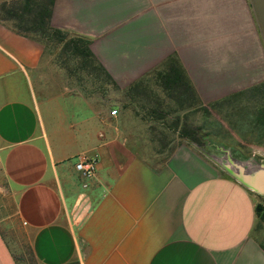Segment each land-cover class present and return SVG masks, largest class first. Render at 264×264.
Listing matches in <instances>:
<instances>
[{
  "label": "crops",
  "instance_id": "obj_1",
  "mask_svg": "<svg viewBox=\"0 0 264 264\" xmlns=\"http://www.w3.org/2000/svg\"><path fill=\"white\" fill-rule=\"evenodd\" d=\"M50 25L89 40L119 93L176 56L205 105H259L241 95L264 82V0H54ZM53 59L0 21V210L14 205L0 215V264H24L25 245L34 264H264L261 194L178 135L164 152L126 134L151 121L116 100L96 108ZM82 157L97 161L90 180Z\"/></svg>",
  "mask_w": 264,
  "mask_h": 264
},
{
  "label": "trees",
  "instance_id": "obj_2",
  "mask_svg": "<svg viewBox=\"0 0 264 264\" xmlns=\"http://www.w3.org/2000/svg\"><path fill=\"white\" fill-rule=\"evenodd\" d=\"M53 4L54 0H0V21L10 24L18 34L41 43L49 54L54 55V63L66 73L67 79L77 83L80 87L86 83L85 81L92 82V85L101 82L113 83L107 71L95 60L90 50L89 40L70 36L65 31L51 27L50 17ZM59 47V52H55ZM151 80L154 87L160 91L163 100H160L159 95L153 94L150 86L141 80L133 84L125 93L131 104H140L135 100L146 98L145 101L147 100L148 104L153 105L151 110L149 109L150 115L152 113L156 119L162 118V121L168 118L170 114L180 111L193 109L203 113L204 121L201 125L184 124L178 129V117L176 125L172 124V126H166L168 128L165 127L169 130L171 127L174 128L180 139L201 145L202 137L221 134L223 125L217 120H210V110H220L233 105L232 116L236 119L229 126L239 135H249L256 138L257 144H263L264 82L251 90L259 97V105L249 109L241 104H234L238 95L206 106L199 99L176 56H170L163 63L162 68L154 72ZM167 101H172L176 109H169L166 104ZM155 112L159 114L155 115ZM147 116L149 117V115ZM201 131H205L202 137L200 136ZM257 218V228L261 229L264 227V208L262 213L257 215ZM259 246L264 250V239L259 240Z\"/></svg>",
  "mask_w": 264,
  "mask_h": 264
},
{
  "label": "rangeland",
  "instance_id": "obj_3",
  "mask_svg": "<svg viewBox=\"0 0 264 264\" xmlns=\"http://www.w3.org/2000/svg\"><path fill=\"white\" fill-rule=\"evenodd\" d=\"M59 49H56L55 52H59ZM65 76L66 73L64 72ZM144 80L149 86L150 89L153 91V94L159 95L160 100H163V97L160 93V91L154 87V84L152 83L151 76H146L143 79H139L128 86L123 90L122 93H119V86L117 83L112 79L113 83H97L95 85H92V82L85 81L81 87L77 83L73 82L72 80H68L66 77V87L68 90L74 92V93H80L86 98H91L94 102V105L98 109L105 108L107 111L113 106L114 100L119 104L122 111L130 113V109L134 110V108H138V110L134 111L139 118H142L146 120L148 123L151 121V124L149 126H136V127H123V131L126 132V134H129L130 131H134V135H138L136 133H141L142 131L145 134V131L147 132L148 137L156 140L159 144V149L163 150L164 152L167 151V149H171L174 146V143H170V148H167V141L169 138L170 141L174 140L173 138H176V130L174 131V128L169 130L166 129L168 127L166 126H172V124L176 125V120L179 121L177 123V128L179 129V126H182L184 124L186 125H201L204 121L203 113L202 111H195L191 109L190 111H182L175 114H170L168 118L163 119H156L154 115H150V108L153 107L152 104H148L146 98H140L136 99L135 101L139 102L140 104H131L130 99L126 98V92L128 89L135 83H138L139 81ZM69 86V87H68ZM159 91V92H158ZM244 100L243 102L248 101L249 97L252 99H255L257 96L252 93V95H249V93H246L245 95H241ZM151 99V97H149ZM139 100V101H138ZM242 101L240 103H242ZM256 103V102H255ZM242 105V104H241ZM143 108H140V107ZM207 106V105H206ZM234 106L231 105L228 108H223L220 110H210L209 107H207L210 110V120H221L223 125V132L217 136H208V137H202L205 131L200 132L201 138V145L193 144L195 147H197L203 155L218 169H222L228 174L232 175L235 179L238 174L243 171L244 175L249 176L251 178H257L264 174V168L261 167V161L264 162V158L261 159L257 156H254L253 152L257 151L258 147L264 148V141L263 144H257L255 142L256 138L250 137L249 135H240L237 136L238 133L233 130L229 124L233 123L235 121V117L232 116L233 108ZM150 109V110H149ZM159 113L155 112V115ZM149 115V117L147 116ZM155 118V119H154ZM154 121V122H152ZM228 125V126H226ZM166 127V128H165ZM176 127V126H175ZM177 129V131H179ZM234 131V132H233ZM237 135H236V134ZM138 138V137H137ZM248 145H251L249 147ZM264 164V163H263ZM219 169V170H220ZM5 203V200H4ZM260 204L264 207V194L260 196ZM14 211V205L11 199H9V202L7 203V206L1 208L0 215H6V214H12ZM256 236L259 240L264 239V227L263 228H257L256 226ZM24 254L22 253V261L24 264H34L33 258L29 253L28 246H24Z\"/></svg>",
  "mask_w": 264,
  "mask_h": 264
},
{
  "label": "built area",
  "instance_id": "obj_4",
  "mask_svg": "<svg viewBox=\"0 0 264 264\" xmlns=\"http://www.w3.org/2000/svg\"><path fill=\"white\" fill-rule=\"evenodd\" d=\"M119 114L117 109L110 111V115L116 117ZM75 170L85 180H90L95 177L97 171V161L94 158H78L74 163Z\"/></svg>",
  "mask_w": 264,
  "mask_h": 264
},
{
  "label": "water",
  "instance_id": "obj_5",
  "mask_svg": "<svg viewBox=\"0 0 264 264\" xmlns=\"http://www.w3.org/2000/svg\"><path fill=\"white\" fill-rule=\"evenodd\" d=\"M236 180L247 188L253 190L254 192L261 195L264 194V174L257 178H251L249 176L244 175L243 171H241V173L237 175ZM263 208L264 207L261 204H257L255 207V212L257 214H261Z\"/></svg>",
  "mask_w": 264,
  "mask_h": 264
}]
</instances>
